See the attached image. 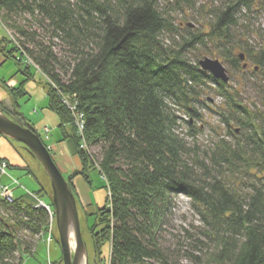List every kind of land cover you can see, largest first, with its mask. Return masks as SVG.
Here are the masks:
<instances>
[{"label": "trees", "instance_id": "16d2710c", "mask_svg": "<svg viewBox=\"0 0 264 264\" xmlns=\"http://www.w3.org/2000/svg\"><path fill=\"white\" fill-rule=\"evenodd\" d=\"M188 11L196 27L180 24ZM263 12L264 0H0V23L14 39H0V57L15 59L23 75L12 87L0 78L11 109L0 108L35 128L17 100L32 68L44 76L59 141L81 163L66 177L77 205L78 175L106 193L101 205L83 208L85 222L93 218L96 260L108 243L107 264H179L182 256L190 264H264V35L250 42L252 16ZM204 57L241 73L237 82L256 101L202 70ZM201 109L218 115V128ZM205 130L202 146L196 137ZM47 180L30 190L35 196L0 195V264H48L35 248L55 228L39 205L52 207ZM179 194L201 224L172 249L161 234Z\"/></svg>", "mask_w": 264, "mask_h": 264}, {"label": "rangeland", "instance_id": "374dc122", "mask_svg": "<svg viewBox=\"0 0 264 264\" xmlns=\"http://www.w3.org/2000/svg\"><path fill=\"white\" fill-rule=\"evenodd\" d=\"M208 1L209 0H199V3L203 4ZM182 18L183 19L180 21V24H182L183 26H185L186 24L189 28L197 26V23L194 20L196 16L194 17L192 11H188L186 15H183ZM250 23V30H252L250 42L255 43L260 40L259 37H261V34L264 35V12L258 15H253ZM10 34L11 33L0 23V39L5 37L12 38ZM2 61L3 57H0V63ZM226 68L228 69V75L230 79L229 84L232 85L233 88L239 87L242 92V96L244 97V99H246V101H248V103H250V101H256V96L245 88L243 90V85H240L239 82H237L242 81V74L237 71L229 70L228 66H226ZM250 68L251 65L248 69ZM32 72H34V80H27L24 83L26 95L20 96L18 98V110L22 114V116L35 127L37 133L40 135L41 139L44 140L46 145H49L51 142L55 141V137L58 135V129L56 126L58 125L57 123L59 122V119L57 115L47 107L48 100L46 89L44 87V76L40 72L35 71L33 68ZM22 77L23 75L19 71V64L15 59H5L1 63L0 78L19 81L20 79H22ZM262 79L263 77L261 73L257 74L255 78L253 77V80L257 83H259V81ZM1 101L3 102V100H0V102ZM213 102L214 104H218L219 98L212 99V97H209V100L207 101L208 105L212 106ZM3 104L7 105L11 109L10 104L8 105L7 101H4ZM201 113L203 114L204 122L209 124V127L211 126L218 128L220 122L216 113L204 109H201ZM181 126L182 127H180L178 131H180L184 135L186 134L185 132L187 126L186 124H182ZM206 128L208 129V125ZM48 129L50 133L49 138L46 139L44 132L47 133ZM196 138L197 142L200 145L203 146L208 144V138L210 139L208 130L199 132ZM187 140L192 141V138L187 137ZM91 150L93 152L95 151V149L93 148ZM0 157L5 158L0 160L2 164L5 162L4 172L0 173V179L2 183V187L0 188L2 190L6 189L11 195L16 193L18 194L21 191H26L29 194L34 195V193L30 190H36L39 184L46 186V176L42 167H40L37 160H35V158H33L28 153L22 143L16 142L14 140L9 141L0 136ZM7 163H9L11 167H6ZM62 174L65 178L67 177V174ZM89 176L94 187L99 186L100 182H102L96 171H89ZM47 184H49L48 180ZM85 187L86 190L90 189V191L89 193H83L81 196L82 203L84 204H82L80 202V199L78 198L79 202L77 206L79 210L82 237L84 242L86 243L88 251V262L89 264H105V262L107 264V260L109 259V244L105 243L102 248V261H99L98 259L96 260L92 248L91 237L89 236L87 231V224H92L93 218L92 216H87V221L85 222L83 217V208L86 210H92L93 208L91 207V204L86 203V195L88 194L89 198L92 199L94 204L97 203L98 205H101L106 193L102 191L97 192L96 198V196L94 197L93 191H91L92 187L90 188L87 185ZM173 203V208L171 209V212L167 219V224L164 225V232H162L161 234V242H163V245L166 247L168 246L172 249L174 248V244H176V237H182L184 234V230H189L190 232L194 233L197 231V227H200L201 224L199 217L193 210L191 202L187 196L179 194L174 198ZM39 205L46 208L51 218L54 216L53 206L50 207L43 201H40ZM35 238L39 240L40 236L37 235ZM56 238H58V234L55 226V228L53 229V238H51L48 232L45 236H42L41 240L35 247L37 249L38 255L40 257H45L48 264H51L52 261L61 258V251ZM179 264H190V261L182 256L180 257Z\"/></svg>", "mask_w": 264, "mask_h": 264}, {"label": "water", "instance_id": "95a60500", "mask_svg": "<svg viewBox=\"0 0 264 264\" xmlns=\"http://www.w3.org/2000/svg\"><path fill=\"white\" fill-rule=\"evenodd\" d=\"M243 59V55H240ZM202 70L214 78L227 82L229 77L224 65L217 58L204 57L199 61ZM0 135L22 143L28 153L42 167L50 186V201L58 234L57 243L61 258L58 264H89L86 243L83 240L75 195L66 178L56 165L48 147L33 127L10 117L0 108ZM73 235L72 242L70 235ZM73 243V246L71 244Z\"/></svg>", "mask_w": 264, "mask_h": 264}, {"label": "crops", "instance_id": "0c3cea01", "mask_svg": "<svg viewBox=\"0 0 264 264\" xmlns=\"http://www.w3.org/2000/svg\"><path fill=\"white\" fill-rule=\"evenodd\" d=\"M16 83V81L14 80H7L6 84L9 87L14 86ZM0 100L7 101L8 105L10 104V100L9 97L7 96L4 88H2L0 86ZM1 101V103H3ZM5 107L9 108L7 105L4 104ZM58 124V123H57ZM57 127V126H56ZM60 135L58 133V135L55 137V141L51 142L48 147L52 153L53 159L56 163V165L58 166V168L60 169V171L64 174H69L72 171L79 169L81 167V163L80 160L78 159V157L71 155L68 149V146L66 144L65 141H59ZM73 185H74V189L76 191V194L78 196V198L80 199V202L82 203L81 200V196L83 193H89L90 189L86 190V183L83 181L81 176H76L73 179ZM94 193V197L96 196L97 198V192H100L101 190H91ZM103 192V190H102ZM87 198V204H91L92 199L89 198L88 194L86 195ZM84 204V203H82Z\"/></svg>", "mask_w": 264, "mask_h": 264}, {"label": "built area", "instance_id": "2783aa9c", "mask_svg": "<svg viewBox=\"0 0 264 264\" xmlns=\"http://www.w3.org/2000/svg\"><path fill=\"white\" fill-rule=\"evenodd\" d=\"M79 129L81 131L82 129V125H79ZM47 131V130H46ZM4 167H5V162L2 164V162H0V173L4 172ZM7 167V166H6ZM2 187V186H1ZM0 195L3 196L6 199H10L11 194L6 190V189H0Z\"/></svg>", "mask_w": 264, "mask_h": 264}, {"label": "bare ground", "instance_id": "6f19581e", "mask_svg": "<svg viewBox=\"0 0 264 264\" xmlns=\"http://www.w3.org/2000/svg\"><path fill=\"white\" fill-rule=\"evenodd\" d=\"M52 221H53V217L51 218V223H52ZM54 221H55V220H54ZM72 238H73V235L71 234V235H70L71 242L73 241ZM71 246H73V243L71 244ZM82 264H84V262H83Z\"/></svg>", "mask_w": 264, "mask_h": 264}]
</instances>
